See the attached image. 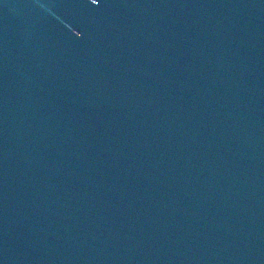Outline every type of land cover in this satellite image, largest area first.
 <instances>
[{"label": "water", "instance_id": "1", "mask_svg": "<svg viewBox=\"0 0 264 264\" xmlns=\"http://www.w3.org/2000/svg\"><path fill=\"white\" fill-rule=\"evenodd\" d=\"M0 264H264V0H0Z\"/></svg>", "mask_w": 264, "mask_h": 264}]
</instances>
